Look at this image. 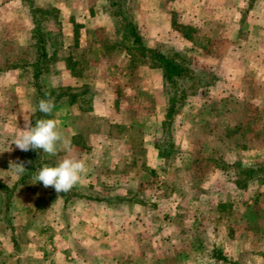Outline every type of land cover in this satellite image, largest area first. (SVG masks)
<instances>
[{
  "label": "crops",
  "instance_id": "0c3cea01",
  "mask_svg": "<svg viewBox=\"0 0 264 264\" xmlns=\"http://www.w3.org/2000/svg\"><path fill=\"white\" fill-rule=\"evenodd\" d=\"M32 1L42 8L54 6L60 11L62 27L72 25L68 32L59 34L55 42L48 40V53L55 60L50 71L43 74V88L44 85L47 88L69 87L73 91L91 88L88 70L98 71L99 61L110 57L117 59L110 68H119V73L123 74H119L118 83L104 80L103 89L111 92H97L89 102H83L80 95L73 100L65 97L57 102L51 118L58 121L63 135L71 142V151H59L57 156L46 158L42 149L36 150L40 155L38 163L40 167L44 164L55 166L66 156L82 159L86 162L87 172L74 188L91 193L110 183L116 188L117 195L126 197L122 204L133 207L126 210L122 207L127 211L123 217L115 210V204L103 200L75 197L65 203L56 191L45 188L42 182L34 183L32 177L37 170V162H32L31 154L35 151H22L11 144L15 133L24 129V118L30 116L32 122L33 110L37 106L33 65L29 63L34 55V24L28 0H0V151H3L0 152V264H264V181L252 178L247 180L244 188H239L232 179L236 187L234 195L221 192L215 200L212 198L209 207L205 206L209 195L195 196L196 207L190 208L188 203L184 204L186 199L182 200L170 188L166 193L168 198L153 196L157 202L150 206L153 217L145 214V197L141 199L136 195L137 198L132 200L135 196L128 195L130 189L135 190L136 185L143 184L139 178L134 179L129 174V166L139 168L150 164L152 170L165 159L159 155L153 141L155 136L149 134L145 125V110L143 114L130 117L131 99L128 96L123 98L119 93L132 86L135 90L145 88L141 82L143 77L133 82L132 75L136 70L141 75L145 63L133 65L130 52L123 48H108L110 45L101 43L102 37L95 36V29L101 27L109 32L105 37H120L115 31L109 0L92 3L89 0ZM136 2L135 21L145 42L149 35L141 29L140 23L150 22L157 28L148 40H162L161 36L165 34L160 30L162 25H165V30L166 27L169 29L166 30L168 34L172 30L177 32L172 25L175 11L183 14L185 20L182 22L186 25H212L224 32L231 29L234 36L231 41L247 46V53L257 59L258 64L243 68L238 64L239 57L225 55L221 61L226 63H221V77L231 80L235 72H242L241 76L251 75V82L264 85V76H261L264 75V0ZM139 10L145 14L141 15ZM147 11H153L154 18L149 19ZM17 23L25 26L21 25L25 30L18 29ZM75 27L78 35L74 33ZM92 58L95 60L93 63ZM81 60L85 63L82 64V76H78L76 73ZM230 61H233V67L229 68L227 62ZM148 68L160 76L157 85L161 89L160 69L151 65ZM97 76L100 77L96 73L93 81L96 82ZM237 86L240 92L247 88L244 77ZM255 100L243 96L230 101L235 106L264 105L263 99ZM138 101L140 104L139 98ZM140 105L145 104L141 101ZM96 106H105L108 112H99ZM138 124L141 130L135 137L136 132H131ZM115 125L118 130L113 128ZM75 139L80 140V144ZM247 150L243 153V148L234 146L229 151V160L241 159L244 164L264 163V157L256 156V147L248 145ZM147 154H150L148 161ZM10 162H23L27 173L17 176L9 169ZM101 169L107 172L101 173ZM252 182L257 187L252 188ZM197 198L204 201L199 202ZM123 209L122 213L125 212ZM178 210L185 218L174 222ZM209 210L221 228L203 226L201 216ZM210 229L215 231L219 244L213 243L209 247L206 242L209 240L207 230ZM73 233L84 236L75 242L69 236ZM213 248L227 259L212 256Z\"/></svg>",
  "mask_w": 264,
  "mask_h": 264
},
{
  "label": "rangeland",
  "instance_id": "374dc122",
  "mask_svg": "<svg viewBox=\"0 0 264 264\" xmlns=\"http://www.w3.org/2000/svg\"><path fill=\"white\" fill-rule=\"evenodd\" d=\"M95 1L96 0H89V3ZM129 2L131 11L135 12L134 7L137 3L136 0H130ZM44 9H46V12L42 13L41 15L43 17V31H46L50 39L54 40L55 42L59 34H62L64 31L68 32V30L72 28V25L70 24V27H62L63 25L60 11L54 8V6L46 5ZM138 12L141 15L145 14L144 11L139 10ZM147 14H150L148 16L149 19L154 18L155 14L153 11H147ZM172 18L181 24H183V19L185 20L183 14L178 11H175L172 14ZM149 23H147L148 25L140 23L141 29L147 35H149L147 36V41L145 43L152 46L162 47L168 51L177 49L183 54H187L188 57H186L185 60L193 69L192 75H190L183 84L184 86H188V84H190L187 92L191 91L192 89L193 90L192 92L187 93L185 99L182 101L179 107L178 116L173 120L168 130L162 129V117H164L165 113L164 102L166 101L163 80L162 87L160 89L157 85L160 82V76L156 71L148 68L150 63L147 61L142 62L140 61L141 58L134 56L133 61H136L137 63H133V65L145 63L146 67L142 71L143 73L141 75H138L137 70L135 72L132 71L133 82H136L138 77H143L141 82L145 88L135 90L132 89L135 86H132L131 89H127L122 93L121 91L119 92L123 98H127L128 96L131 99V105L129 106L130 117H134V115L138 113L143 114V109L145 110V125L148 128L149 134L151 136H155L153 139L155 146L160 144V147L165 146L166 148H169V143H171L173 149L179 151L175 157L172 155V157H168L166 159L164 158L165 160H163V162H165V165L162 162V164L156 166V169L152 168L151 170L149 166L150 164L142 165L139 168H133L132 166H129V174H131L134 179L139 178L143 184L140 186L136 185L135 190L130 189L128 191V195L135 196L132 200L137 198L136 195L141 197V199H144L145 197L146 201L143 203V209H145V214L147 213L149 214L148 216L153 217V208L150 206L153 203H157L155 200H153V196L156 194L158 195L157 198H163L164 196L167 197L166 193L170 191V188L175 192L176 195L181 197L182 200L186 199L184 204L188 203V207L190 208L194 206L196 207L197 202L195 200V196L198 197V195H209L208 200L206 201L208 203L205 204V206L208 207L212 198L214 197L215 200V196H218L221 192L226 193L228 196L234 195L233 190H235L236 187L233 186L231 181L234 179V174L233 172L226 173L224 171V168L227 166H221V159L227 160L225 163L230 162L229 159L231 158L229 157L231 156H229V151H232L234 146H237V148L240 149L243 148L245 150L243 153H246L248 145L249 147L252 146L257 148L256 152L258 154H256V156L264 157V150L262 147L264 146V135L257 132L259 131L260 125L264 120V105H255L252 103H250L251 105L244 104L242 109V107L235 106L232 103L231 110L225 113L226 115L230 116L227 117L222 113V105L225 101L223 99L227 97L233 99L234 97L241 98L245 96L247 98L253 97L256 99L255 101H259L260 99L264 100V85L262 83L258 84L251 82V75L241 76L242 72H235L234 76H231V80H229V78L225 80L221 77V63H225L221 61L224 59L225 55L229 57H239L238 64L243 68H250L253 65L258 64L257 59L253 58L250 53H247V49H249L247 46H243L238 42L231 41V37H234L231 29L230 31L228 29V32H224L221 30V28L213 27L212 25L192 26L185 24L186 26L182 31H187L189 34V37L187 38L183 36L181 30L179 29H177V32L172 30L170 34L166 33V30L169 31V29L166 27L165 30V25H162L160 30L165 33L163 36H161L163 39L157 40L156 38V40L153 41L150 39L148 40V37L152 38L151 36L157 28L151 26ZM21 25V23H17L16 27L18 29L21 27L24 31L25 29H23V27L25 26L22 25V27ZM7 32L10 34L9 31ZM95 33V36L98 38L105 37L107 34H109L108 30H103L101 27L96 28ZM113 37L117 36L115 35ZM22 51L25 52L26 48ZM94 61V58H92L91 63ZM114 61H117L115 57L101 60L98 63V71L97 69L88 70V76L92 78H89L91 88H85V93L83 96L85 101L83 100V102H89V100L93 98V94H97V92L105 94L106 92L110 91L103 89L104 80L109 83H118L120 81L118 80V76L119 74L123 76V74L119 73V68H110V65L113 64ZM232 62L233 61L227 62V66L229 68L233 67ZM237 71H239V68ZM96 73L100 77L97 76L98 79L95 82L93 81V78H95L94 76ZM198 75L202 76L201 81L197 80ZM243 77L245 80V86H247V88H244V91L240 92L237 84L240 82V79H243ZM223 80L225 81L223 82ZM138 98L140 100V104L141 101H143L145 105L138 104ZM132 100L136 102H133ZM96 108L99 112H108L105 106H96ZM241 112L246 113L247 115L242 117V115H240ZM224 116L227 117L228 121L223 120L226 119ZM248 116L251 117L253 121L248 123L249 126L244 123L242 128L243 133L241 132V136H238L237 138L231 136L229 138L230 140H221V134L224 132L223 125L226 122H229L231 118L237 120L242 119V122H245L246 119L248 120ZM87 119L89 120V118ZM100 120L101 118H99V121ZM113 128L115 130L119 129V127L116 125ZM140 130L141 126L138 124L135 125L131 133L136 132L134 135L135 137H138L137 131L140 132ZM239 133L240 132H238L237 135ZM136 143H138L137 140ZM248 150L247 153H249ZM146 157L148 161L150 154H147ZM102 169L101 173L107 172L106 170ZM232 170L235 171L234 166H232ZM125 171L122 172L125 173ZM122 172L120 174H123ZM111 178L112 177L110 176L109 179ZM186 179H188V181H185ZM250 185L252 188L257 187L255 186L256 184L254 182H252ZM115 189L116 188L112 187V185L109 183L107 185L105 184L101 186L98 189V193L115 195ZM197 199L199 201V198ZM200 201L203 202V198ZM122 203V200H113V204L117 206L115 210H117L120 215L125 217L127 215V211L125 210L127 208L132 209L133 206L129 205V207H127ZM122 207L126 209L124 210ZM165 208L166 206H164L163 209ZM122 209L125 211L124 213H122ZM211 211L212 210H209L208 212L204 213L203 216H201V222L203 226L209 228H221V226H219L217 223L218 219L213 217V213H211ZM183 218H185V216L182 217L181 210L176 211L174 222L183 220ZM207 233H209V240L206 242L207 246L210 247L213 243L218 245L219 242H216V236H214L215 231L213 232L210 229L207 230ZM56 236L57 235H55V237ZM69 236L72 237L73 241L76 242L81 241V238L84 235L73 233ZM2 261L5 262L4 260Z\"/></svg>",
  "mask_w": 264,
  "mask_h": 264
},
{
  "label": "trees",
  "instance_id": "16d2710c",
  "mask_svg": "<svg viewBox=\"0 0 264 264\" xmlns=\"http://www.w3.org/2000/svg\"><path fill=\"white\" fill-rule=\"evenodd\" d=\"M129 1L130 0L108 1L110 13L114 20L115 31L117 34L120 35V37H115V38L102 37L101 43L103 45H110L107 46L108 48L113 47V48L126 49L128 52H130L132 61L134 60V56H137L141 58L140 61L142 62L147 61L148 63H150L151 66H156L160 69L161 77L164 85V94L166 97L165 113H164V118L162 119V124H163L162 129L168 130L173 120L178 116V110L182 101L185 99L187 93L192 92L193 90L192 89L191 91L187 92L188 91L187 89L190 87V84H188V86L183 85L186 82V79L190 75H192L193 69L189 65V63L185 60V58L188 57L187 54H183L177 49L168 51L166 49H163L162 47L152 46L145 43V41L143 40V36L137 27L135 21V13L132 12L130 9ZM28 3L31 11L32 21L34 24L33 36L35 38V42L33 44L34 55L29 63L33 65V84L35 87V98L37 105L40 99H47L49 97L54 99L55 105L57 104V102L63 100L65 97L73 100L80 95V97L83 100H85L83 97L85 93V89L81 91H73L69 87L56 86V87L47 88L45 87V85L43 88V83H44L43 74H45V72L47 71H50L51 64L55 60V58L48 53V40L50 39V37L48 36V33L46 31H43V27H42L43 17L41 15L42 13L46 12V9L34 5L32 0H28ZM172 25L175 29L181 30L184 37L187 38L189 37L187 31H182L186 26L185 24H181L180 22L172 19ZM74 33L75 35H78V29L76 27ZM135 62L136 61H133V63ZM69 63L73 64L75 63V61L73 62L69 61ZM84 63L85 62L81 60L79 66V72H77L76 75L82 76L81 70L83 68ZM197 80L201 81L202 76L198 75ZM228 98L229 97L223 99L225 101L223 102L224 104L222 105L223 106L222 113L223 115L230 117L225 114L231 110L232 108L231 103H233L232 101H230L231 99ZM243 105L244 104H241L239 106L242 107L243 109ZM81 108L84 110V107L81 106ZM240 115H242V117H245V115L247 114L241 112ZM225 116L224 118L226 119L223 120H227V117ZM39 118H51V117H44L43 113L37 111L35 112V114H33L32 117L33 126L35 125L36 120ZM250 121H253V119H251V117L249 116H248V120L246 119L245 122H242V119L237 120L234 118L233 119L231 118V120L226 123L222 121L225 124L223 125L224 132L223 134H221V140L229 139L231 136L236 138L238 136H241V132L243 133L242 128L244 123H246L249 126L248 123H250ZM238 132L240 133L237 135ZM257 132L264 135V120L263 123H261L260 125L259 131ZM75 140L77 144H80V140L78 139ZM169 144H170L169 148H166L165 146L160 147V144L156 146L159 151V155L165 159L168 157H172V155L175 157L179 153V151L173 149L171 143ZM34 151L35 152L31 154V158H32V162L34 163L37 162L36 165L38 170L40 168V165L38 163V158L40 157V155L36 152V150ZM221 161H222L221 166L224 165L227 166L224 168V171L226 173L233 172L234 182L239 188H244L247 184L246 183L247 180L252 178H257L261 181H264L263 162L244 164L241 159H235V158H233V160H231L228 163H225L227 160L221 159ZM232 166L235 167V171L232 170ZM49 188L51 190H54L53 187H49ZM59 194L63 197L65 203L75 197H87L95 200L107 201L108 203L113 205V200L116 199L117 201H121L123 200V198H126L124 196H119L116 194L115 195L100 194L98 192L85 193L83 190L76 189L74 187L66 193H59ZM212 256H214L216 259H224V260L227 259L225 255L220 253V251L215 248L212 249Z\"/></svg>",
  "mask_w": 264,
  "mask_h": 264
},
{
  "label": "clouds",
  "instance_id": "9594fccd",
  "mask_svg": "<svg viewBox=\"0 0 264 264\" xmlns=\"http://www.w3.org/2000/svg\"><path fill=\"white\" fill-rule=\"evenodd\" d=\"M54 108L53 98L40 99L37 107L33 110V114L39 111L44 114V117H52ZM24 120V129L16 132L11 141V144H14L20 150L42 149L46 158L57 156L59 151H71V142L63 135L56 119L39 118L34 126L30 116L24 118ZM9 150H11L10 147ZM9 169L17 176L27 173L23 162H10ZM86 172L87 167L84 160L66 156L57 162L55 166L44 164L35 172L32 179L35 181L34 183L42 182L45 188L53 187L57 193H66L80 182Z\"/></svg>",
  "mask_w": 264,
  "mask_h": 264
}]
</instances>
